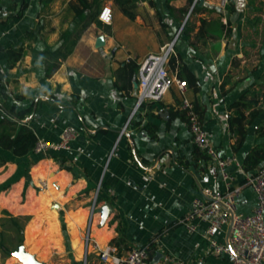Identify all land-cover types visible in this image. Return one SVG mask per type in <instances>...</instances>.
I'll return each mask as SVG.
<instances>
[{"label": "crops", "instance_id": "crops-1", "mask_svg": "<svg viewBox=\"0 0 264 264\" xmlns=\"http://www.w3.org/2000/svg\"><path fill=\"white\" fill-rule=\"evenodd\" d=\"M26 1L16 17L10 16L23 0L1 1L0 105L32 107L25 122L38 138L59 141L68 126L78 128L79 135L69 149L47 155L32 151L17 157L0 146L6 160L0 164V188L9 178L13 200L28 201L21 205L25 228H34V234L35 228H61L64 216L72 247L79 248L81 228L94 208L91 235L121 255L150 243L157 256L171 252L189 264H230L201 235L207 223L195 233L180 223L203 188L225 190L216 162L193 142L180 107L184 99L198 104L219 154L241 162L242 167L231 166L238 183L264 165L243 168L247 153L264 142L258 131L264 126V0H227L226 5L223 0H198L191 12L195 0H133L135 18L114 0H104L99 16L109 7L111 22L99 18L92 23L49 77L44 53L59 48L63 32L75 28L72 0ZM229 1L235 6L232 13ZM177 34L175 52L182 68L170 71L182 76L191 72L197 81L184 88L174 84L161 101H145L120 136L137 102L140 63ZM100 36L105 42L99 47ZM13 49L22 52L15 63ZM243 94L247 100L254 97L263 112L247 125L245 141L235 151L229 118L235 113L231 105ZM253 108L244 111L249 114ZM40 179L48 181L47 188ZM237 201L243 214H252L257 205L248 186ZM3 213L19 219L18 214ZM229 228L217 230L220 242ZM26 241L32 244L34 239L26 235ZM84 253L87 261L95 258L103 264L94 251Z\"/></svg>", "mask_w": 264, "mask_h": 264}, {"label": "built area", "instance_id": "built-area-1", "mask_svg": "<svg viewBox=\"0 0 264 264\" xmlns=\"http://www.w3.org/2000/svg\"><path fill=\"white\" fill-rule=\"evenodd\" d=\"M195 0L191 11L196 6ZM227 0L222 1L226 5ZM112 11L104 7L99 18L110 23ZM177 36L169 43L161 47L159 52L149 53L140 63L138 71V98L131 116L122 128L120 136L124 134L133 116L140 106L147 100L161 101L170 91L174 84L180 88L187 86L186 81H181L176 73L169 69V61L175 54ZM187 116L192 139L197 148L214 160L219 169L221 182L225 190L221 191L212 187L202 189L200 196L193 200V206L189 214L180 220L189 233L200 230L202 222L207 223L200 233L210 241V247L216 255H224L229 258L230 264H264V165L253 174L246 177V182L240 184L236 180L231 166L235 164L242 167L237 157L230 159L219 154L217 146L211 139L209 132L204 126L201 114L195 105L188 99H184L180 107ZM25 122V120H23ZM79 135V129L74 126L65 127L62 130L59 141H50L38 138L33 149L39 154H51L61 150L69 149L71 142ZM42 188L48 187L46 179H40ZM250 187L256 195L257 205L252 214L238 212V197L244 187ZM94 208L89 216L88 230L85 236L86 255L94 251L103 264H189L180 256L165 252L157 256L151 250V244L131 249L125 255L118 253L115 246H102L91 235ZM223 226H229L226 239L220 242L216 238L217 230ZM198 264H206L199 262Z\"/></svg>", "mask_w": 264, "mask_h": 264}, {"label": "trees", "instance_id": "trees-1", "mask_svg": "<svg viewBox=\"0 0 264 264\" xmlns=\"http://www.w3.org/2000/svg\"><path fill=\"white\" fill-rule=\"evenodd\" d=\"M2 0H0V8H2ZM51 1V0H47ZM104 0H72L70 7L74 10V22L75 28L72 30H66L63 32L61 39L62 45L59 48L51 50L47 48L44 53L46 57V75L49 77L60 67L63 60H65L74 50L76 44L81 38L83 32L92 24L99 22V11ZM121 6L123 12L130 18L136 17L135 4L133 0H114ZM194 0H189L193 3ZM27 1L23 0L18 12L12 14L10 17L21 16ZM196 8H198L196 6ZM195 8V9H196ZM227 9L230 13L235 11V6L232 2H228ZM22 55L21 50H10V57L15 63ZM173 67L175 69L182 68L181 58L178 54H173L169 61V69ZM188 76V79L186 77ZM185 76L182 73H178V76L186 81V84L195 83L197 78L194 74L189 72ZM255 96V94L253 93ZM254 98V97H253ZM252 99L247 100L246 94H243L237 101H235L231 107L234 108L235 113L230 116L229 122L236 135L234 143L235 151L239 150L247 135V125L251 124L262 112V106H258V102ZM194 103V102H193ZM196 110L202 114L200 107L197 103H194ZM254 107L249 114H246L244 109ZM3 109V113H0V146L5 150L10 151L17 157H23L33 151L38 137L35 129L29 126L26 122H23L33 110L32 107L26 109H19L16 106L0 105ZM5 113V114H4ZM185 113V112H184ZM186 114V113H185ZM259 135L264 136V126L259 128ZM204 153V152H201ZM204 157H208L207 154ZM264 162V142L254 146L245 156L243 161V168L245 171H252ZM6 163V160L0 156V164ZM13 225L20 232L21 240H23L24 226L20 223L16 217H11ZM27 240L32 241L34 239V228H27ZM77 239L75 240V246ZM7 256L12 254L9 249L5 250Z\"/></svg>", "mask_w": 264, "mask_h": 264}, {"label": "rangeland", "instance_id": "rangeland-1", "mask_svg": "<svg viewBox=\"0 0 264 264\" xmlns=\"http://www.w3.org/2000/svg\"><path fill=\"white\" fill-rule=\"evenodd\" d=\"M8 179L5 181V185L2 184L3 188H0V262L4 264H26L18 256L19 249L22 246L25 252L32 256L35 261L42 264H99L95 258L87 261L84 253L83 236L87 233L89 218L85 228H81L82 237L79 248L75 247L74 249L72 247L71 228L67 227L64 216L60 219L61 228H35L37 232L35 231L36 234H34V242L32 244L27 242V228H25L26 217H24L23 213L25 207L23 208L21 205L27 204L28 201L23 199L24 197L13 200L12 195L8 193L12 185ZM1 189H6V191H1ZM2 193H6V199L3 198ZM5 204L7 207H3ZM4 210L7 214L13 216H15L14 214H18L20 223L24 226L23 240H21L20 232L12 224L11 219H8V215L5 217L2 216ZM6 249L12 251L10 256H7Z\"/></svg>", "mask_w": 264, "mask_h": 264}, {"label": "water", "instance_id": "water-1", "mask_svg": "<svg viewBox=\"0 0 264 264\" xmlns=\"http://www.w3.org/2000/svg\"><path fill=\"white\" fill-rule=\"evenodd\" d=\"M191 12V10H190ZM104 37L100 36L97 40V46H102L104 44ZM109 208L106 206L105 210H108ZM18 256L21 260H23L26 264H42L40 262H37L33 259L32 256H30L27 252H25L24 247H20L19 252H18Z\"/></svg>", "mask_w": 264, "mask_h": 264}]
</instances>
